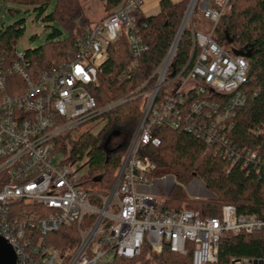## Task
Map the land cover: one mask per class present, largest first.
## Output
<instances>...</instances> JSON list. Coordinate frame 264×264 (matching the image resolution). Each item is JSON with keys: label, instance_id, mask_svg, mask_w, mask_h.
I'll list each match as a JSON object with an SVG mask.
<instances>
[{"label": "built area", "instance_id": "2783aa9c", "mask_svg": "<svg viewBox=\"0 0 264 264\" xmlns=\"http://www.w3.org/2000/svg\"><path fill=\"white\" fill-rule=\"evenodd\" d=\"M231 1L188 0L167 53L132 91L142 100L141 116L107 194L84 189L74 164L54 165L53 142L119 102L99 107L89 86L96 82L108 45L123 32L134 59L147 51L135 18L141 0H123L86 28L71 57L36 76L24 51L15 48L10 63L0 56V238L13 249L17 264H103L108 254L133 259L144 245L156 252L163 247L190 252L192 264H211L224 233L264 231V211L241 214L224 204L218 216L202 217L190 209H162L164 200L148 190L157 178L151 175L156 165L141 149L157 147L152 129L165 126L210 145L229 168L264 176V156L229 138L234 111L245 101L240 87L248 69L245 57L214 40V27ZM195 9L210 27H191V53L176 66L177 43L192 25ZM70 225L76 226L78 241L65 257L47 235ZM233 260L254 264L260 259Z\"/></svg>", "mask_w": 264, "mask_h": 264}, {"label": "trees", "instance_id": "16d2710c", "mask_svg": "<svg viewBox=\"0 0 264 264\" xmlns=\"http://www.w3.org/2000/svg\"><path fill=\"white\" fill-rule=\"evenodd\" d=\"M11 1L32 5L40 16L53 0ZM54 1V9L45 14L43 20L58 23L69 36L59 39L62 29L53 27L42 45L24 50L30 64L29 71L35 76L53 62L71 57L74 43L92 24L83 15L80 0ZM100 1L106 15L101 17L103 19L123 0ZM187 2L161 0L157 13H135L136 24L148 46L147 51L134 59L123 32L108 45L107 57L97 68L96 82L89 86L99 107L119 102L96 117L102 123L98 132L93 133L91 129L73 132L74 128L54 139V152L65 153V163L75 165L80 162L76 166L79 172L85 167L86 171L80 177L84 189L104 194L111 189L128 136L132 135L141 116L142 100L132 97V91L150 77L167 53ZM203 25L209 26L202 19L200 10L195 9L192 25L184 29L177 43L176 66L184 65L191 53V27L203 30ZM21 33L22 20L4 27L0 19V56L7 63L14 58L15 43ZM229 39L231 42H228ZM214 40L228 52L236 48L249 54L245 57L248 62L246 82L240 87L245 101L234 111L229 138L236 145L264 156V0H232L214 27ZM152 134L159 140V145L153 147L148 144L141 148L143 155L156 165L151 175L160 178L169 174L177 183L174 191L162 202V209H190L199 212L202 217L218 216L224 204L235 206L241 214L259 215L264 211V176L239 166L229 168L227 160L216 155L210 145L189 134L165 126L154 127ZM115 135L118 139L122 138L109 149V142ZM105 142L110 151L108 154ZM194 176L203 181L214 199H190L184 195L181 186L187 185ZM47 239L60 255L67 257L78 241L76 226L61 227L48 234ZM145 258L156 264H192L190 252L185 255L171 253L167 247L156 252L147 245L133 259L114 255L103 264H134ZM232 259L264 260V231L237 235L224 233L219 241L217 261L211 264H231Z\"/></svg>", "mask_w": 264, "mask_h": 264}, {"label": "rangeland", "instance_id": "374dc122", "mask_svg": "<svg viewBox=\"0 0 264 264\" xmlns=\"http://www.w3.org/2000/svg\"><path fill=\"white\" fill-rule=\"evenodd\" d=\"M82 5V13L88 21L91 23L95 22L98 18L106 16L102 9V3L100 0H80ZM55 1H51L46 11L43 15H38L36 10L33 9L32 5L20 4L18 2H13L11 0L0 1V19L4 27L10 26L15 22L22 20V33L15 43V48L17 51H24L25 49H33L42 45L47 38V35L51 32L53 27H60L62 29V35L59 39L68 38V32L64 30L56 22H45L43 17L45 14L51 12L54 9ZM12 10V12H9ZM210 26L203 25V30H207ZM102 127V123L98 121V118L89 120L88 122L82 124L80 127L72 130L73 132H83L87 129H91L93 133H96ZM131 135V134H130ZM115 135L109 142L108 148H113L115 143L121 138H116ZM130 136H128L129 138ZM118 139V140H117ZM66 158V154L59 151L54 154L53 164L57 165L63 162ZM83 162V161H82ZM80 162L74 166L79 165ZM86 171L85 167L81 170L80 174H84ZM152 193L159 200H166L169 195L174 191L177 183L175 182L173 176L167 174L163 177L156 178L152 184ZM182 192L185 196L190 199H214L213 194L205 187L203 181L196 176H194L187 185H183ZM95 188V187H94ZM97 191V190H93ZM99 192V191H97ZM111 255H105L104 260H110ZM134 264H156L147 258L137 261Z\"/></svg>", "mask_w": 264, "mask_h": 264}, {"label": "water", "instance_id": "95a60500", "mask_svg": "<svg viewBox=\"0 0 264 264\" xmlns=\"http://www.w3.org/2000/svg\"><path fill=\"white\" fill-rule=\"evenodd\" d=\"M228 42H231V39H229ZM231 53L233 55H235V56H243V57H248L249 56L248 52H245L242 49L232 48L231 49ZM106 146H107V143L105 142L104 143V147H105V149L107 151V154H108L110 151L107 150ZM238 261H239V259H235V260H233V263L234 262H238ZM245 262L246 263H250L251 260L247 259ZM253 262H254V264L255 263L256 264L257 263L258 264H264V260H261V259L260 260H254ZM0 264H17L13 249L2 238H0Z\"/></svg>", "mask_w": 264, "mask_h": 264}, {"label": "crops", "instance_id": "0c3cea01", "mask_svg": "<svg viewBox=\"0 0 264 264\" xmlns=\"http://www.w3.org/2000/svg\"><path fill=\"white\" fill-rule=\"evenodd\" d=\"M160 1L161 0H141V7H140L141 13H143L144 15H151L157 13ZM170 1L172 3H177L181 0H170ZM100 19L101 18H98L95 22L99 21ZM148 190L149 192L152 193L151 188H149Z\"/></svg>", "mask_w": 264, "mask_h": 264}]
</instances>
